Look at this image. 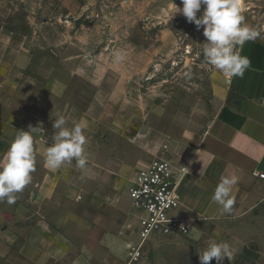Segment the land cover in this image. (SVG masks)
I'll use <instances>...</instances> for the list:
<instances>
[{
	"label": "crops",
	"instance_id": "0c3cea01",
	"mask_svg": "<svg viewBox=\"0 0 264 264\" xmlns=\"http://www.w3.org/2000/svg\"><path fill=\"white\" fill-rule=\"evenodd\" d=\"M0 38L12 37L1 29ZM176 40L170 30L160 28L147 47L133 48L134 54L123 56L120 63L109 60L101 64L103 56H98L85 65L80 63L73 67L74 75L87 78L95 87L91 103L83 112L76 111L77 120H71L73 124H80L84 132H111L129 145L128 131L133 121L129 104L138 90V80L145 77L157 58L175 47ZM237 50L250 59V67L243 77H233L231 82L221 79L213 98L206 104L204 124L191 136L192 142L178 145L177 132L170 128L171 156L168 158L165 152L159 157L167 136L159 125V118H154L151 124L144 122L136 137L141 149L136 158L138 163L166 158L177 170L186 169L177 178L180 205L176 216L187 219L190 225L187 236H153L144 245L142 258L130 263L129 248L136 241L138 220L129 191L113 189L119 184L109 178L92 179L91 186L107 190L100 191L103 195L92 197L97 209L92 220L87 214L73 216L74 228H88L93 234L79 241L66 234L60 219L51 220L41 207L34 212L29 207L10 210L0 205V264H15L16 260L18 264H200L199 255L213 241L227 242L235 249L232 259L225 258L221 264H264V179L260 177L264 174V42L256 38L237 46ZM49 89L52 95L48 97L53 100H43L47 111L40 116L8 118L0 113V162L10 147L3 141L14 140L20 122H25L24 131H28L30 125L43 129L34 144L45 173L38 181L33 180L32 173L31 182L24 188H31V201L41 200L42 203L49 202L47 198L57 185L68 183L59 177L60 171L67 167L79 168L67 162L59 169L46 164V150L54 143L53 135L57 131L53 127L54 120L66 117L61 110L66 85L58 80ZM84 148L90 160L101 153L91 140ZM129 164L133 163H121L117 172ZM91 169L112 174L115 170L113 165L99 162ZM230 174L238 175L239 182L233 188L232 211L226 213L212 197L221 177ZM82 186V182L72 180L68 191L79 193L78 188ZM19 223L26 227H20ZM193 227L201 233L199 240L190 235ZM19 229L24 231L21 233L25 237L15 250L21 239ZM210 264H217L215 258Z\"/></svg>",
	"mask_w": 264,
	"mask_h": 264
},
{
	"label": "rangeland",
	"instance_id": "374dc122",
	"mask_svg": "<svg viewBox=\"0 0 264 264\" xmlns=\"http://www.w3.org/2000/svg\"><path fill=\"white\" fill-rule=\"evenodd\" d=\"M174 3L183 7L181 0H0V30L12 37L0 38V113L8 118L45 113L47 109L42 102L53 100L48 97V94L52 95L49 87L60 80L66 85L61 110L66 114V126L72 127L71 120H77L76 116L87 108L95 93V87L87 78L72 73L73 67L80 63L85 65L98 56H103L101 64L109 60L116 62L118 53L127 58L134 54L133 48L147 47L160 28L170 30L177 39L175 47L167 55L157 58L145 77L138 80V90L129 104L133 117L128 131L129 145L111 132L86 131V144L93 141L101 153L92 160L86 156L84 169L67 167L60 171L59 177L68 183L57 185L47 198L48 203L31 201L32 190L28 188L16 194L15 203L4 200L0 205H6L10 210L29 207L34 212L41 207L51 220L60 219L66 234L79 241L93 234L88 228H74L73 216L87 214L92 220L97 211L92 197L107 190L91 186L90 181L109 178L119 184L113 189L129 191L136 177L149 164L136 160L141 154L136 137L144 122L151 124L154 118H159V125L167 132L161 148L163 154L159 157L165 152L168 158L171 156L168 149L172 141L170 128L177 132L178 145L192 142L191 136L196 135L204 124L206 104L224 77L204 57L203 44L207 39L203 28L198 30L182 13L174 15ZM242 9L243 22L258 30L257 38L264 42V0H242ZM203 10L202 6L198 18ZM24 125V121L20 122L16 132L24 130ZM3 142L11 145L13 138ZM35 155L33 180L38 181L45 170L39 155ZM125 161L133 164L117 172ZM98 162L113 165L114 173L92 170ZM67 163L77 166L75 159ZM72 180L82 182L79 193H69ZM21 232L24 231L20 230L21 239L15 250L24 241L25 235Z\"/></svg>",
	"mask_w": 264,
	"mask_h": 264
},
{
	"label": "clouds",
	"instance_id": "9594fccd",
	"mask_svg": "<svg viewBox=\"0 0 264 264\" xmlns=\"http://www.w3.org/2000/svg\"><path fill=\"white\" fill-rule=\"evenodd\" d=\"M183 7L175 3L174 15L182 13L190 23H194L203 34L207 43L203 44V54L208 63L218 69L227 82L233 77H243L250 67L251 61L237 50L250 40H255L260 32L248 25L242 15V0H181ZM204 8L198 18L197 13ZM122 60V54L115 57ZM63 116L54 120V143L46 150V164L54 169L61 168L66 162L76 160L81 169L86 167L85 156L86 136L80 124L66 126ZM43 131L40 127L29 126L28 131L20 130L11 143L4 160L0 162V201L6 200L13 204L16 194L21 192L32 180L35 171L36 155L34 137ZM239 182L236 174L224 175L215 188L212 199L222 206L223 211L231 213L234 196L233 188ZM192 239L199 240L201 233L197 228H191ZM235 249L227 242H211L199 255L200 264H210L215 258L217 264L228 258L232 259Z\"/></svg>",
	"mask_w": 264,
	"mask_h": 264
},
{
	"label": "built area",
	"instance_id": "2783aa9c",
	"mask_svg": "<svg viewBox=\"0 0 264 264\" xmlns=\"http://www.w3.org/2000/svg\"><path fill=\"white\" fill-rule=\"evenodd\" d=\"M186 172L177 170L166 158L149 163L134 180L129 189L132 206L137 213L136 241L129 248V262L142 258V249L153 236H187L190 225L187 219L176 216L180 205L177 178ZM264 179V174H260Z\"/></svg>",
	"mask_w": 264,
	"mask_h": 264
}]
</instances>
